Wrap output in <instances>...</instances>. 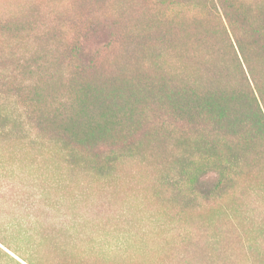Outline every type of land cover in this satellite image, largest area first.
I'll use <instances>...</instances> for the list:
<instances>
[{"label":"rangeland","instance_id":"1","mask_svg":"<svg viewBox=\"0 0 264 264\" xmlns=\"http://www.w3.org/2000/svg\"><path fill=\"white\" fill-rule=\"evenodd\" d=\"M225 17L264 36V0H0V264H264V126L240 168L179 115L199 68L250 99Z\"/></svg>","mask_w":264,"mask_h":264},{"label":"trees","instance_id":"2","mask_svg":"<svg viewBox=\"0 0 264 264\" xmlns=\"http://www.w3.org/2000/svg\"><path fill=\"white\" fill-rule=\"evenodd\" d=\"M225 18L227 25H224V31L231 43L242 76L248 83L250 99L248 101L242 99L240 95L229 89H215L211 77L212 72L205 68H199L195 71L196 74L192 73V87L186 89L183 93L182 108L179 110V115L194 125L195 128L206 131L211 137L219 136L212 143L213 148L219 149L224 142L230 155L238 163L243 162L240 167L242 168L245 164V153H253L254 151L252 141L256 137L250 125L255 122L264 126V93L262 92V89L264 91V36L261 34V30H249L241 25L236 33V29L232 27L233 20ZM88 26L90 33H96L100 27L106 34L108 28L104 22H92ZM181 44L183 45V41ZM81 53L83 54V52ZM98 68L100 69V66L97 67V63H95L89 74H96ZM68 126L70 125H66V127ZM50 131L53 132V129H50ZM54 134L61 136L70 143L78 144L79 140L74 136H70L66 130H57L54 131ZM85 144L98 149L96 147L97 141L94 138L88 139ZM150 145L151 142L148 145L144 144L139 147L137 145V149H144L143 153L145 154H154L155 152L159 157L165 155V151L159 147H156L154 152L149 151L155 144L151 147Z\"/></svg>","mask_w":264,"mask_h":264}]
</instances>
